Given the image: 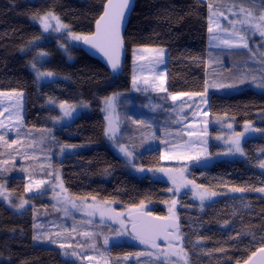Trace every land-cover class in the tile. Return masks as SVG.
Here are the masks:
<instances>
[{"label": "trees", "instance_id": "16d2710c", "mask_svg": "<svg viewBox=\"0 0 264 264\" xmlns=\"http://www.w3.org/2000/svg\"><path fill=\"white\" fill-rule=\"evenodd\" d=\"M105 1L0 0V91L25 93L24 122L37 129L52 128L51 120L59 114L55 105L86 103L88 110L70 124L55 129L50 141L58 147L79 146L56 162L66 190L72 196L95 197L124 207H147L146 211L165 216L167 203L172 200L168 183L130 173L105 137L101 101L114 92L126 98L130 89V50L135 46L166 48L168 93H202L209 77L219 82L226 78L224 81L234 84L247 54L243 49L207 47L205 0H135L123 36L126 61L118 76L110 75L99 61L78 46L69 47L73 59L67 61L54 38L46 40L33 22L34 15L53 12L70 31L84 36L92 32ZM35 40L36 45L28 49ZM38 50L51 56L43 61V69L58 75L43 85L37 84L30 63ZM235 90L212 91L208 98L209 113L231 118L237 128L247 121L264 122V94L253 92L247 85ZM50 99L55 105L47 103ZM127 100L139 105L137 99L127 97ZM126 140L140 146L136 134L130 132ZM157 146L144 148L137 154L142 166L165 165ZM243 149L239 159L217 160L205 168L192 166L188 170L194 184L218 195L204 204L193 201L189 192L178 197L175 214L180 228L175 235L181 237L179 243L188 256L187 264H241L264 247V196L257 191L264 188V169L259 167L264 160L261 151L264 134L245 140ZM24 183L22 177L8 179V187L17 200L24 196ZM233 188L246 191L234 192ZM40 202L34 203V210L27 208L22 212H14L0 202V264H77L64 258L60 249L35 243V220L43 207ZM141 250L139 245L126 242L107 248L115 264L125 258L131 259L127 264H140L139 260L144 261L142 264H164L142 256Z\"/></svg>", "mask_w": 264, "mask_h": 264}, {"label": "rangeland", "instance_id": "374dc122", "mask_svg": "<svg viewBox=\"0 0 264 264\" xmlns=\"http://www.w3.org/2000/svg\"><path fill=\"white\" fill-rule=\"evenodd\" d=\"M207 2V47L223 49H243L247 54L246 60L241 63L239 75H235L238 87L247 85L250 89L264 94V88L258 85L264 83V35L257 30L256 25L260 23L261 15H264V7L261 8V0H205ZM251 10L252 16L248 17L240 9ZM34 20V19H33ZM242 20H249L250 23H241ZM39 26L46 40L51 37L55 40V45L64 53L68 60L73 59L69 54V47L78 46L79 41L72 40L68 28L60 31L55 30L56 22L51 21L52 28L44 31L43 26L38 20L33 21ZM212 31H209V28ZM239 36L245 37L244 41L239 40ZM225 41H231L233 46H229ZM38 40L31 42L28 49L36 45ZM247 43L248 47H243ZM148 49L164 50V63L153 64L156 56L155 51ZM134 50L136 54L134 55ZM46 54V55H44ZM136 55H144L146 59L137 60ZM31 63V70L35 75L38 85L57 79L58 75L52 77L38 76V73L49 72L43 69V61L51 56L47 51H36ZM130 89L126 93V98L121 93L114 92L105 98L112 97L115 94L113 108L106 109L105 98L101 101L102 113L105 121V129L108 126L106 117L111 116L118 127L114 139H106L111 143L115 154L125 161L130 173L136 176L148 175L155 179H162L169 185L171 201L167 203L165 216H177L178 197L189 192L193 201L204 204L210 198L200 201L195 195L196 192L203 191V188L194 187L193 183L181 186L176 191L178 185H182L189 179L188 170L192 166L204 167L217 160H235L243 155L240 153H229L232 139L235 134L244 133L241 138V146L245 140L258 137L264 134V122L257 119L251 122L252 128L258 131L245 132V123L237 128V124L225 115H211L208 110V103L204 104L199 96H184L173 101L168 93L159 91L158 85L163 78L164 87H166V62L167 50L164 47L135 46L130 50ZM216 61V60H215ZM35 64V68L32 65ZM51 72V71H50ZM133 76L138 77L137 84L133 85ZM256 79L253 80L252 78ZM147 78L148 84L144 83ZM240 78H246L244 84H239ZM216 79H207L208 90L205 97L214 92L230 93L234 88L212 87L213 84H231ZM214 80L213 83H209ZM236 91V90H235ZM0 135L4 137L0 141V202L9 207L14 212H22L27 208L34 210L35 202L41 201L42 209L37 212L35 220L34 234L40 239H35V243L41 246H50L60 249L64 258L74 260L77 264H115L108 254L107 248L119 243H130L142 248V256H149L153 262L160 261L164 264H187L188 256L180 245H168L139 243L135 238L128 234L129 223L124 216L137 210H147V207H124L115 202L103 201L88 197L72 196L65 188L60 168L56 162L62 161L66 154L74 152L77 148H64L52 145L50 141L53 138V132L64 125L70 124L76 117L88 110V105L84 102L72 103L74 110L70 116H65L63 110L47 101L51 106L55 105L59 114L52 118V128H32L26 126L24 122L25 114V93L23 91H0ZM22 94V95H20ZM129 99L139 100L129 102ZM208 115L204 116L203 112ZM135 121H142L137 124ZM207 121V123H205ZM232 127L229 128L228 125ZM263 124V125H262ZM194 125V127H193ZM127 126V127H125ZM50 130V131H49ZM126 130V135H125ZM196 133L189 136L188 132ZM136 134L139 138V145L126 140L129 133ZM219 137V139L217 138ZM17 141L12 144V141ZM11 144V147L8 145ZM119 145H125L129 151L133 152V157H126L120 152ZM159 146L161 161L165 164L162 167L152 168L144 167L139 162L137 154H141L147 148ZM157 146V147H158ZM146 148V149H144ZM167 155H183L200 158L197 159H173L168 160L163 157ZM143 168L144 171L138 169ZM164 169L165 171H160ZM181 172L183 176H181ZM15 177L24 178V196L17 200V197L11 193L8 187V179ZM59 177V179H57ZM45 181L40 188L33 187L32 191H27L29 184H35L36 181ZM176 181V184L173 183ZM62 183V187H61ZM264 196V192L259 191ZM34 199V196H40ZM32 199V200H30ZM23 207H20L21 203ZM73 204L76 206L73 207ZM171 209V211H170ZM104 210L108 215L100 216V211ZM89 213H92L90 215ZM116 214H120L117 216ZM123 221V224H121ZM84 233L90 235L85 236ZM105 238L108 243L105 244ZM162 245L161 247H158ZM170 246V247H169ZM181 249L183 251H181ZM139 255V254H138ZM139 257V256H138ZM125 258L119 264H127ZM131 260V259H129ZM114 261H116L114 259ZM144 261L139 263L142 264ZM117 264V263H116Z\"/></svg>", "mask_w": 264, "mask_h": 264}, {"label": "snow or ice", "instance_id": "6c2138e0", "mask_svg": "<svg viewBox=\"0 0 264 264\" xmlns=\"http://www.w3.org/2000/svg\"><path fill=\"white\" fill-rule=\"evenodd\" d=\"M262 3H264V0H261ZM130 5V0H120V2L114 3V0H107V3L104 6V12L103 14L100 16V18L97 20L96 25H97V31L94 35L92 36H82L76 33H70V38L72 40H83L86 44H91L94 47H97L100 49V51L104 52L105 56L108 57V61L111 64V67L113 70L117 69L118 65H119V55H118V51L119 49L123 46V41L122 38L120 36V25L121 22L123 21V19L125 18V13L126 10L129 8ZM240 11L242 13H246V15L248 17L252 16V12L251 10H245L243 8L240 9ZM34 20H38L39 23L43 26L44 31H48L50 28H52V24L51 21L54 20L56 22V26H55V30L56 31H60L62 29H67L68 25L64 24L60 18L58 16H56L53 12H48L45 13L42 16H33ZM241 23H250L249 20H242ZM257 30L260 31L261 35H264V15H261L260 17V23H258L256 25ZM209 31H212V28H209ZM239 40L240 41H244L245 37L243 36H239ZM226 44H228L229 46H233L231 41H225ZM243 47H248L247 43L243 44ZM137 50H134V55L136 54ZM147 51H155L156 52V56L153 59L152 63L153 64H163L164 63V50L163 49H158V50H152V49H148ZM46 55V54H44ZM136 59L137 60H144L146 59V57L144 55H136ZM33 68H35V64L32 65ZM55 74L53 72H43V73H38V76H42V77H52ZM138 77L133 76V85L135 86L137 84L138 81ZM245 79L246 78H240L239 79V84H244L245 83ZM253 80H255L256 78L253 77ZM264 79V78H262ZM144 83L148 84L149 81L147 80V78L144 79ZM236 84H213L212 87H218V88H234L236 87ZM261 88H264V83H261L258 85ZM158 89L159 91L162 92H166L167 89L164 87V81L163 78L160 79V84L158 85ZM208 90V85H207V81L205 82V93H207ZM205 93H176V94H169L171 96V99L173 101H177L178 99H180L181 97L184 96H199L201 97L202 101L204 104L208 103L207 98L205 97ZM0 95H3V93H0ZM22 95V94H20ZM115 99V94L112 97H108L105 98V105H106V109H112L113 108V101ZM50 102L51 99H50ZM59 107L63 110V114L65 116H70L72 114V111L74 110V106L72 105H68L67 102H61ZM204 116L208 115L207 111L203 112ZM106 119L108 120V126L105 129V135L109 137V139H114L116 136V133L118 131V127L116 125V123L114 122V120L111 118V116L106 117ZM135 123L137 124H142V121H135ZM207 123V121L205 122ZM0 127H4V125L2 123H0ZM194 127V125H193ZM229 128L232 127L231 124L228 125ZM50 131V130H49ZM248 131H258L257 129H253L251 122H246L245 123V132ZM259 131H264V130H259ZM188 135L194 136L196 135V133L189 131ZM244 136V133H237L235 134V138L232 139V143L231 146L228 149L229 153H240V154H244V149L241 146V138ZM219 139V137H217ZM4 137L2 135H0V141H3ZM17 141L13 140L12 144H16ZM9 147H11V144L8 145ZM62 150L64 148H76L79 147L78 145H62ZM119 149L120 152H122L126 157H133V152L128 150V147L125 145H119ZM262 152H264V149L261 150ZM164 159H168V160H173V159H199L200 156L197 155L196 157H190V156H183V155H167L165 154V156L163 157ZM259 167L264 169V160H261L259 163ZM139 171H144L145 169L140 168L138 169ZM160 171H165L164 169H160ZM181 176H183V173L181 172ZM57 179H59V177H57ZM45 181H36L35 184H29L27 191H32L33 187L35 188H40L43 184H45ZM173 183L176 184V181L173 180ZM188 183H193V181H185L184 184L182 185H178L176 187V191H179V188L181 186H186ZM61 187H62V183H61ZM194 187L196 188H203L202 185H194ZM169 191H172V189H169ZM232 191L234 192H244L246 191V189L244 188H233ZM257 191H261L264 192V188H260L257 189ZM195 195H197L200 199L201 202H203L205 199H208L210 197H214L217 196L218 193L213 192V191H208L207 189H204L203 191H199L196 192ZM93 200H95V197L92 198ZM24 203H26V201H23L20 205V207H23ZM176 202L173 201V204H175ZM76 205L73 204V207H75ZM171 211V209H170ZM90 215H92V213H89ZM109 213H107L104 210L100 211V216L104 217L105 215H108ZM117 216H119L120 214H116ZM173 221L175 220V216L173 215V217L171 218ZM121 224H123V221H121ZM175 228L176 231H179V227L178 224L173 222L171 224H165L162 227H158L153 229V231L156 232V235L159 236L161 234L164 235L165 239H168L172 234L168 232V228ZM133 228H135V225H133ZM83 235L88 236L90 235L89 233H84ZM176 240H180L181 237L180 236H175L174 237ZM34 239H40L39 236H35ZM141 241L143 243H148L149 241L144 240L141 237ZM105 244L108 243L107 238H105ZM153 246L156 247L157 245H155L154 241H153ZM181 251H183L181 249ZM257 251H259L260 253L264 254V247L258 249ZM256 256V252L252 253V256H250L248 258L247 261H245V264H251L252 261V257Z\"/></svg>", "mask_w": 264, "mask_h": 264}, {"label": "water", "instance_id": "95a60500", "mask_svg": "<svg viewBox=\"0 0 264 264\" xmlns=\"http://www.w3.org/2000/svg\"><path fill=\"white\" fill-rule=\"evenodd\" d=\"M119 2L120 0H114V3L118 4ZM134 2L135 0H130L129 8L126 10L125 18L123 19L120 25V36L123 41V46L118 51L119 65L117 69L115 70L112 69L111 64L108 61V57L105 56L104 52L100 51L99 48L94 47L91 44H86L83 40H80L79 45H78L79 49L83 50V52L86 53L88 56L99 61L107 69L109 74L113 76H118L122 73L123 71L122 68H124V64L126 61L125 57L127 56V49L125 47L126 45H125L123 36H124V31L128 23L130 14L134 7ZM106 3H107V0L102 5L103 6L102 13L99 15V17L94 22V25L92 27L93 28L92 32L84 36H92L96 33L97 31L96 22L100 18V16L103 14L104 6ZM124 218L129 223L128 234L131 238L141 240V237H142L144 240H147L149 242L153 243L154 241L155 244L156 243H168V244H172L176 246L177 244H179V240H176L174 238L175 236H177L175 235V232H176L175 228H171V227L168 228V232L172 234L168 239H165L163 234L157 236L156 232L153 231V229L155 228L162 227L165 224H171L173 222L177 223L178 227L180 228L179 219L175 218V220L173 221L171 219L172 217L158 216V215H154L153 213L144 211V210H137V211L130 212L126 214ZM133 225H135V228H133ZM255 252H256V256L252 257L251 264H264V254L260 253L257 250ZM241 264H245V262Z\"/></svg>", "mask_w": 264, "mask_h": 264}, {"label": "flooded vegetation", "instance_id": "af4514ba", "mask_svg": "<svg viewBox=\"0 0 264 264\" xmlns=\"http://www.w3.org/2000/svg\"><path fill=\"white\" fill-rule=\"evenodd\" d=\"M136 240H138L139 242H142L141 240H139V239H136ZM143 243V242H142ZM148 244H153L152 242H148ZM156 244H158V243H156ZM155 244V245H156Z\"/></svg>", "mask_w": 264, "mask_h": 264}]
</instances>
